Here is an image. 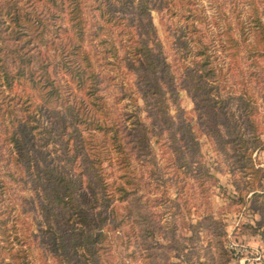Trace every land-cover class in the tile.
<instances>
[{
	"label": "rangeland",
	"instance_id": "obj_1",
	"mask_svg": "<svg viewBox=\"0 0 264 264\" xmlns=\"http://www.w3.org/2000/svg\"><path fill=\"white\" fill-rule=\"evenodd\" d=\"M32 1L30 8L50 17L51 24L24 21L27 37L42 46V30L57 48L69 50V41L76 42L71 1ZM141 1L81 0L85 46L131 152L129 173L136 176V191L129 200H121L116 187L124 181L115 171L119 155L102 130L92 129V120L107 119L98 118L90 104L85 75L81 82L74 75L87 66L82 53L64 56L73 73L57 74L63 91L51 104L59 110L61 104L74 102L96 164L101 161L107 172H114L106 192L95 181L78 191L79 202L94 212L91 230L104 233L97 237L93 255L85 254L100 264H264V30L255 22L253 0H149L146 12ZM258 4L264 21V7ZM149 19L163 44L168 71L148 74L130 61L129 43L147 39ZM204 60V84L196 88L192 74L197 61ZM144 77L164 91L150 93L149 104L165 102L170 113V118H146L143 111L146 148L137 140L143 130L132 123L138 118H127L138 107L147 109L140 89ZM4 96L8 105L17 97L30 99L37 134L42 125L61 119L39 110L49 108L48 102L26 79L4 89ZM224 109L234 113L225 115ZM0 118V126H7L15 117L6 113ZM76 166L77 174L85 168L82 162ZM30 184H14L18 229H8L9 236L0 229V264H67L47 243V220L39 209L42 196ZM23 237L31 247L23 244Z\"/></svg>",
	"mask_w": 264,
	"mask_h": 264
},
{
	"label": "trees",
	"instance_id": "obj_2",
	"mask_svg": "<svg viewBox=\"0 0 264 264\" xmlns=\"http://www.w3.org/2000/svg\"><path fill=\"white\" fill-rule=\"evenodd\" d=\"M28 1L29 5H26L24 0L0 2V117L2 115L5 117L6 113L15 117L14 120L9 119L10 122L7 126H0V229L6 236H9L8 229L14 230L16 233L19 211L17 198L13 194L14 184L31 180L30 187L42 196L39 209L43 218L47 220L49 230L44 232L49 233V242L47 243L53 252L61 256L62 261H67V264H72V262L100 264L99 260L87 256L85 250L93 255L97 237L104 236V233L99 230H91L96 223L94 212L79 202L78 191L85 187V182L91 184L92 181H95L106 192V186L109 185L107 179L114 175V172H107L101 161L96 164L95 154L91 152L89 139L85 136V129H82L81 126L84 120L83 115L76 111H79V108H76L74 102L61 104L59 110L51 104L53 97L58 99L63 91L62 86L57 82V76L62 72L64 74L73 73L69 70L71 65L64 56L79 52L87 62L86 68L82 70L77 68L78 71L74 75L79 77L78 81L80 82L84 80L85 75L87 78L86 94L90 99V104L100 114L98 118L105 116L107 119L102 123L99 120H92L95 127L92 129L102 130L112 148L119 155L115 171L120 173V177L124 178V181L116 187L120 193L119 198L123 201L129 200L136 191L134 186L136 176L129 173L132 164L131 152L120 123L114 116L113 108L101 90L100 71L85 46V13L81 0H70L69 18L75 31L76 42L72 44V40L69 41L68 44L71 46L69 50L57 48L55 39L52 36L44 35L42 30L39 33L42 46L33 43V39L27 37L23 29L24 21L31 20L37 24L44 21L50 23L51 21L50 17L43 16V13L37 8H30L34 2ZM159 1L166 3L165 1L168 0ZM252 2L255 22L264 30L261 6L258 4L260 2L264 7V0H253ZM141 4L143 12L149 10V0H142ZM147 21H149L148 24L145 22L147 39L129 43L133 57L130 61L137 62L148 74H154L153 72L157 70L168 71L170 69L169 62L163 44L158 37L157 28L152 19ZM262 35L264 40V31H262ZM147 40L151 44H148ZM113 49L117 53L118 48L114 44ZM200 54L203 55V52L200 51ZM64 64L65 68L62 67ZM207 65L208 62L205 60L204 62L197 61V70L194 69L196 73L192 74V77L196 79V88H200L204 84L203 73H206L205 66ZM199 71L202 72L199 73ZM209 71L213 70L210 68L207 70L211 74L212 72ZM214 71L216 70L214 69ZM214 71L213 74H215ZM21 79L29 81L31 88L40 98L45 99L46 104L48 102L49 108H45V110L39 106L42 113L61 118L59 121H51L50 125H42L43 129L38 133V138V134L35 132L38 126L32 120L36 117L31 112L30 99L17 97L12 105H8L4 100V89L11 90L15 81ZM144 80L146 84L140 89L147 109L138 107V111L128 115L127 118H138L136 122L134 120L132 123L137 124L136 127L143 130L137 140L143 148H146L149 140L147 129L141 125L143 121L140 118H144L143 111L146 112V118H170V113L165 102L149 104L150 93L164 94V91L158 82L152 83L151 80H147V77H144ZM171 90L175 91V89ZM249 106V103L245 104L246 108ZM15 110H19L20 117L18 111ZM223 111L225 115L233 112L231 109ZM68 116L73 120L70 121ZM91 116L96 118L94 115ZM1 120L2 118H0V122ZM69 127L71 130L67 134L66 130ZM149 137H151L150 134ZM78 162H82L85 168L77 174L76 164ZM21 241L31 247L24 237ZM80 246L84 249L82 254L79 253L78 247ZM61 250L62 254H59L58 252Z\"/></svg>",
	"mask_w": 264,
	"mask_h": 264
}]
</instances>
